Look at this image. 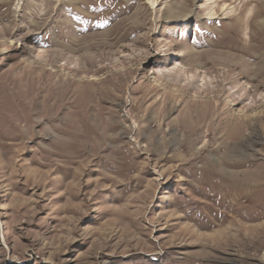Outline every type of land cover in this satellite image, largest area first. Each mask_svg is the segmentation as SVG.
Instances as JSON below:
<instances>
[{
    "label": "rangeland",
    "instance_id": "374dc122",
    "mask_svg": "<svg viewBox=\"0 0 264 264\" xmlns=\"http://www.w3.org/2000/svg\"><path fill=\"white\" fill-rule=\"evenodd\" d=\"M262 223L264 0H0V264H264Z\"/></svg>",
    "mask_w": 264,
    "mask_h": 264
},
{
    "label": "bare ground",
    "instance_id": "6f19581e",
    "mask_svg": "<svg viewBox=\"0 0 264 264\" xmlns=\"http://www.w3.org/2000/svg\"><path fill=\"white\" fill-rule=\"evenodd\" d=\"M70 115V114H69ZM71 117V116H70ZM67 121V120H66ZM74 123V122H73ZM246 229L248 228H254L253 231L254 232H260L261 229H264V224L262 223L261 225H248V226H244Z\"/></svg>",
    "mask_w": 264,
    "mask_h": 264
}]
</instances>
